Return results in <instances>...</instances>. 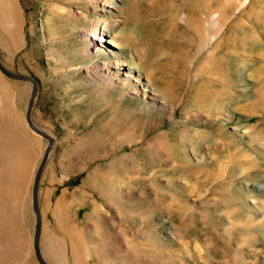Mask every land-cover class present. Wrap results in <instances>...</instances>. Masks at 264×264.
<instances>
[{
	"label": "rangeland",
	"instance_id": "1",
	"mask_svg": "<svg viewBox=\"0 0 264 264\" xmlns=\"http://www.w3.org/2000/svg\"><path fill=\"white\" fill-rule=\"evenodd\" d=\"M181 2L0 8V61L36 79L32 119L53 137L48 264H264V2L212 0L224 29L202 43L176 11L203 5ZM31 90L0 71V264H40L48 140L28 125Z\"/></svg>",
	"mask_w": 264,
	"mask_h": 264
},
{
	"label": "bare ground",
	"instance_id": "2",
	"mask_svg": "<svg viewBox=\"0 0 264 264\" xmlns=\"http://www.w3.org/2000/svg\"><path fill=\"white\" fill-rule=\"evenodd\" d=\"M189 1H194V2L197 1V3L198 2L201 3L203 5L202 12L197 13V14H193V13L190 14V13H185V12L183 13V8L180 7L176 11L177 15H178V20L182 21L185 28L188 29V31H191L193 33V35L196 36L201 41V43L206 42V41H213L214 39H216V40L218 39V41L220 42V39H221L220 34L222 33V31L224 29V25L222 24L223 23L222 12L215 11V10L212 12V10L210 9V5H211L212 0H183V2L186 4L189 3ZM261 1L264 2V0H261ZM10 2H11V0H0V8L5 9V11L7 12L8 16H10V18H15V12H14V9L11 6ZM183 2H181V3H183ZM110 5L112 7H115V3H113V2ZM168 6L174 7V4L170 3ZM211 18H213V20L215 21V28H216L215 32H213V33L211 31V27H209V25L211 23L210 22ZM252 37L247 36V35L241 36L240 40H241L242 44H244V46L246 47L245 50L248 49V45H249L248 50L250 51V49H252L251 48L252 45L250 43L251 41L253 42ZM93 38L95 40L101 42V43L111 41V40H108V38L105 39L102 36V34L94 35ZM129 68H135V66L132 67V64H130Z\"/></svg>",
	"mask_w": 264,
	"mask_h": 264
},
{
	"label": "water",
	"instance_id": "3",
	"mask_svg": "<svg viewBox=\"0 0 264 264\" xmlns=\"http://www.w3.org/2000/svg\"><path fill=\"white\" fill-rule=\"evenodd\" d=\"M0 71L10 78L19 79V80H27V81L32 82V90H31V94H30V98H29V101L27 104V110H26V119H27L28 125L30 126L32 130H34L39 135L47 138L48 140V144L45 148L43 157L37 168L34 181H33V188H32V204H33V210L35 212V218H36L35 231H34V250H35L36 257L38 261L40 262V264H48L46 260L44 259L42 252H41V248H40L42 217H41L40 206H39V184H40V179H41L43 168L47 162L50 150L52 148L53 137L50 134L38 128L32 119V109H33L34 100H35L37 90H38V84H37L36 79L30 75H25V74H20V73L10 71L8 68L4 66V64L1 61H0Z\"/></svg>",
	"mask_w": 264,
	"mask_h": 264
}]
</instances>
